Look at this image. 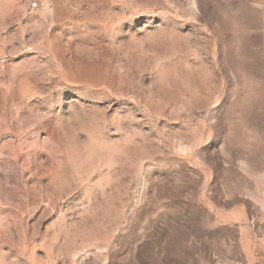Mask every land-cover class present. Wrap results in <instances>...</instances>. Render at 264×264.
<instances>
[{
    "label": "rangeland",
    "instance_id": "1",
    "mask_svg": "<svg viewBox=\"0 0 264 264\" xmlns=\"http://www.w3.org/2000/svg\"><path fill=\"white\" fill-rule=\"evenodd\" d=\"M0 264H264V0H0Z\"/></svg>",
    "mask_w": 264,
    "mask_h": 264
}]
</instances>
